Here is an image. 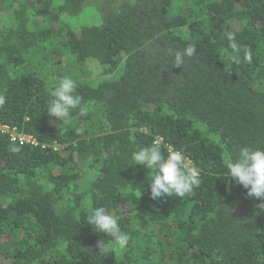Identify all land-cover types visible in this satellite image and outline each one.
<instances>
[{
  "label": "trees",
  "instance_id": "trees-1",
  "mask_svg": "<svg viewBox=\"0 0 264 264\" xmlns=\"http://www.w3.org/2000/svg\"><path fill=\"white\" fill-rule=\"evenodd\" d=\"M57 1L0 0V123L36 141L0 134V264H264L261 200L227 171L264 147V0ZM62 55L85 109L65 122L47 113ZM157 142L198 170L190 194L151 198L131 157ZM99 206L131 238L107 256Z\"/></svg>",
  "mask_w": 264,
  "mask_h": 264
},
{
  "label": "clouds",
  "instance_id": "clouds-1",
  "mask_svg": "<svg viewBox=\"0 0 264 264\" xmlns=\"http://www.w3.org/2000/svg\"><path fill=\"white\" fill-rule=\"evenodd\" d=\"M226 38L231 41L230 47L239 54V46L235 42L232 33H226ZM197 49L194 45H188L183 52L175 54V66L183 65L184 57H192ZM234 59H238L234 57ZM243 60L252 61L251 52H245ZM77 82L71 77L62 78L58 86L50 93L47 113L50 117L65 122L71 117L73 110L79 109L84 114L85 109L81 107L82 97L76 94ZM5 103L4 96L0 95V105ZM54 123V121H52ZM12 152H18L19 148L13 147ZM132 165H141L146 169H155L150 184L152 199L178 196L180 198L190 194L199 186L200 177L198 170L191 166L185 155L175 149H170L165 155L161 145L153 143L150 147L141 148L132 153ZM229 180L242 185L247 189L248 197L261 200L258 207L264 210V147L242 146L235 157L227 164ZM120 217L113 215L105 206L95 207L90 210L87 219L88 225L92 226L94 232L106 234L110 239L97 242V253L107 256L114 249H124L130 241V236L123 231L119 223Z\"/></svg>",
  "mask_w": 264,
  "mask_h": 264
},
{
  "label": "rangeland",
  "instance_id": "rangeland-1",
  "mask_svg": "<svg viewBox=\"0 0 264 264\" xmlns=\"http://www.w3.org/2000/svg\"><path fill=\"white\" fill-rule=\"evenodd\" d=\"M61 0H58L57 2H60ZM87 5H88V7H90V8H94V7H96L98 4H99V0H89V1H87V3H86ZM79 16H80V14H79ZM78 20H77V24H80V22H81V19H80V17L79 18H77ZM84 23V22H83ZM89 23V22H88ZM62 34H64V33H62ZM68 58V57H67ZM59 60H61V64L59 63V71H57V73L55 74V75H53L52 77H49V76H47V77H49V80H47L48 81V83L52 86V85H58V83H59V81L61 80V76L62 75H66L65 73H64V71L63 70H60V68H64V66H68L69 64H70V61H66L65 60V56L64 55H62L60 58H59ZM89 66H92V68H91V71H90V73L93 75V78H96V76L98 75V69L97 68H95V66L93 67V65H89ZM70 67V66H69ZM61 75V76H60ZM188 161V160H187Z\"/></svg>",
  "mask_w": 264,
  "mask_h": 264
},
{
  "label": "built area",
  "instance_id": "built-area-1",
  "mask_svg": "<svg viewBox=\"0 0 264 264\" xmlns=\"http://www.w3.org/2000/svg\"><path fill=\"white\" fill-rule=\"evenodd\" d=\"M0 134H6L10 141L17 142L19 145L33 144L36 145V141L32 136L25 135L17 130V127H10L0 123Z\"/></svg>",
  "mask_w": 264,
  "mask_h": 264
}]
</instances>
